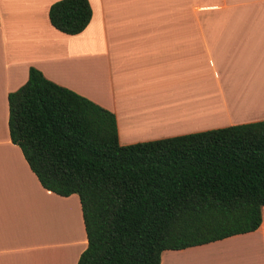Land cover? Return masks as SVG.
Here are the masks:
<instances>
[{"label": "crops", "instance_id": "obj_1", "mask_svg": "<svg viewBox=\"0 0 264 264\" xmlns=\"http://www.w3.org/2000/svg\"><path fill=\"white\" fill-rule=\"evenodd\" d=\"M58 0H0V264H76V195L43 189L7 130V95L30 67L112 113L125 146L264 120V0H87L76 35L51 27ZM257 260L259 263H257ZM264 264V207L250 233L159 264Z\"/></svg>", "mask_w": 264, "mask_h": 264}, {"label": "trees", "instance_id": "obj_2", "mask_svg": "<svg viewBox=\"0 0 264 264\" xmlns=\"http://www.w3.org/2000/svg\"><path fill=\"white\" fill-rule=\"evenodd\" d=\"M49 24H88L87 0H58ZM7 130L40 186L78 198L86 239L76 264H159L255 231L264 207V120L119 145L112 113L30 67L7 95Z\"/></svg>", "mask_w": 264, "mask_h": 264}, {"label": "rangeland", "instance_id": "obj_3", "mask_svg": "<svg viewBox=\"0 0 264 264\" xmlns=\"http://www.w3.org/2000/svg\"><path fill=\"white\" fill-rule=\"evenodd\" d=\"M252 106H262L264 108V99L260 101H256L255 103L252 104ZM257 263H259L258 260ZM257 263H255L254 261L252 264H257Z\"/></svg>", "mask_w": 264, "mask_h": 264}]
</instances>
